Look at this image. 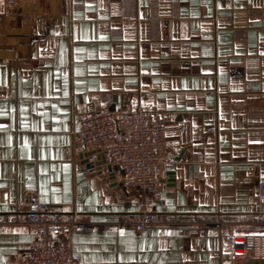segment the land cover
Here are the masks:
<instances>
[{
    "label": "crops",
    "instance_id": "0c3cea01",
    "mask_svg": "<svg viewBox=\"0 0 264 264\" xmlns=\"http://www.w3.org/2000/svg\"><path fill=\"white\" fill-rule=\"evenodd\" d=\"M137 107L165 120L164 207L104 152L84 171L73 137L78 115ZM258 180L264 0H0V264L35 239L30 195L71 224L78 264H243L224 237L264 241ZM143 212L148 235L126 223Z\"/></svg>",
    "mask_w": 264,
    "mask_h": 264
},
{
    "label": "built area",
    "instance_id": "2783aa9c",
    "mask_svg": "<svg viewBox=\"0 0 264 264\" xmlns=\"http://www.w3.org/2000/svg\"><path fill=\"white\" fill-rule=\"evenodd\" d=\"M73 137L86 152L83 169H95L96 152H104L113 166L119 167L127 178V186L144 194L146 205L164 207L160 181L171 163L167 159L169 142L166 124L160 112L134 108L126 111H101L78 115ZM257 199L264 202V181L255 185ZM26 222L36 229L33 243L20 256V264H78L79 255L62 234L71 231L60 214L50 212L37 195H30L23 210ZM157 217L151 212L129 216L138 233L148 235ZM225 235V234H224ZM230 255L243 264H255L264 257V241L250 235H226Z\"/></svg>",
    "mask_w": 264,
    "mask_h": 264
},
{
    "label": "water",
    "instance_id": "95a60500",
    "mask_svg": "<svg viewBox=\"0 0 264 264\" xmlns=\"http://www.w3.org/2000/svg\"><path fill=\"white\" fill-rule=\"evenodd\" d=\"M86 156H87V155H86ZM84 162L86 163V160H84ZM102 163H105L104 158L102 157V158H100V160H99V158L97 157L96 165H97V166H100V164H102ZM110 169H111V166L109 165V166L107 167V170L110 171Z\"/></svg>",
    "mask_w": 264,
    "mask_h": 264
}]
</instances>
